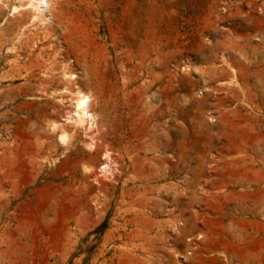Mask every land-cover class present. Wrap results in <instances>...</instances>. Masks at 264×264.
I'll return each instance as SVG.
<instances>
[{
  "label": "rangeland",
  "instance_id": "obj_1",
  "mask_svg": "<svg viewBox=\"0 0 264 264\" xmlns=\"http://www.w3.org/2000/svg\"><path fill=\"white\" fill-rule=\"evenodd\" d=\"M34 9L0 0V264H264V0Z\"/></svg>",
  "mask_w": 264,
  "mask_h": 264
},
{
  "label": "bare ground",
  "instance_id": "obj_2",
  "mask_svg": "<svg viewBox=\"0 0 264 264\" xmlns=\"http://www.w3.org/2000/svg\"><path fill=\"white\" fill-rule=\"evenodd\" d=\"M5 1V0H4ZM50 1V0H49ZM27 3V2H26ZM28 3L31 4L32 6H34V8L39 12V7H43V5H45L47 3V0H28ZM18 6V5H17ZM47 6V5H46ZM48 7V6H47ZM34 9V10H35ZM47 9V8H46ZM41 11V10H40ZM34 13V12H33ZM43 15V14H42ZM44 18V16H43ZM71 74V73H70ZM71 76V75H70ZM72 78V76H71ZM206 86V85H205ZM75 93V92H74ZM77 96L75 98V103H74V110L71 111L73 113V115L70 117L73 121L74 124H84L87 123L89 125V128H92L96 125L95 122V117L94 115L89 111L88 106H89V98L87 95L82 94L81 92L77 93ZM73 99V98H72ZM85 125V124H84ZM86 126V125H85ZM88 127V126H87ZM93 129V128H92ZM63 132H65L62 129ZM61 131V132H62ZM61 139L67 141L65 139L64 135H60ZM61 141V140H60ZM64 142V141H61ZM91 144V143H90ZM107 153V152H105ZM110 155V154H109ZM111 159V158H110ZM111 163V162H110ZM102 169L105 172L110 171V165L108 163L104 164L102 166ZM112 169V167H111ZM185 258V257H184Z\"/></svg>",
  "mask_w": 264,
  "mask_h": 264
}]
</instances>
